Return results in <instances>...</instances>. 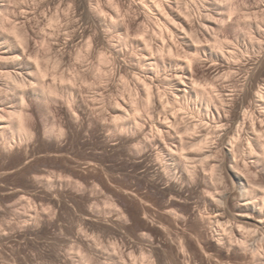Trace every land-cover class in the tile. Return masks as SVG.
<instances>
[{
	"label": "bare ground",
	"instance_id": "bare-ground-1",
	"mask_svg": "<svg viewBox=\"0 0 264 264\" xmlns=\"http://www.w3.org/2000/svg\"><path fill=\"white\" fill-rule=\"evenodd\" d=\"M2 1L0 0V13H2L3 10L5 11L4 8H6L4 7L5 3L3 4ZM58 1H48L46 4L49 7L47 9L48 13L45 12L46 15L43 13L44 16H41L43 12L41 9V15L39 14L40 22L37 27H34V25L32 26L28 20L26 22L25 18L22 19L19 17V19H22V22L19 20L18 23H9L10 20H8L9 25L6 23H4L5 25L3 24V26H7L6 29L8 30L6 31L5 27L1 25L4 30L2 29L3 31H0V42L1 44L4 43L3 46H5H0L1 52L6 50V52L2 53L0 56L1 62L6 60L5 62L7 63L12 60L13 64L11 68L19 64L20 67H23V70L26 71V74L23 75L24 73H19V71L13 73L7 71V73H9L7 79L9 80L10 78L11 81H9L11 83H9L10 85L8 87L6 85L7 88L5 93L7 96H5L8 97L6 99L9 100H7V102L11 106L8 107V109H5L6 106L5 108H0V139L9 135L5 144L10 146L15 138L29 142H33L34 140L35 143H38L56 138L57 136H62V125H59L60 129H56L55 125H57V123L53 127H49L46 120L48 113L50 111H52V113L54 112V110H52L54 108L52 104L59 98L64 100V105L68 104L69 106L67 110H58L54 108L56 112L58 111L61 114L67 115L71 123L78 121L79 118L83 121V116L86 115L88 111V105L81 91L82 89H74L73 83L76 74L70 77L74 78V80H72L59 69L62 64L66 67H70V65L73 66V56L79 55L80 57H78L81 59V56L84 55L83 59H81L82 62L83 60L86 61L85 59H89L91 56L94 58L96 54L103 53L102 56L99 54L101 58L96 57L101 60H99V62L103 63V65L100 63V65L103 66H100V69L103 68L101 70L102 75L97 77L99 82L106 83L110 78L116 80V78H121V76L123 77L124 74H127L130 76H128V78H131L134 82H132L134 86L136 85L137 87V90H133H135L136 93L139 91L138 95H140V97L138 96V100L135 98L136 101L131 99V93L134 92H132V90H127V92H131V101H129L128 110L124 108L125 111H121L123 110L122 107L124 103L119 104L120 102L116 103L117 106H114L112 108L113 110L111 109V111L117 115L116 121L112 122V124L114 125L118 121L115 125L116 127L118 126L124 131L130 128L136 131L137 134L133 137L134 141H139L140 146L146 150L143 155L146 161H152L148 171H155L157 180L165 185L161 186L158 183L160 185L159 187H161L159 190H162L165 196L170 197V200L168 205H160L159 208H157L158 211L172 215L177 219L185 217H181L182 214L179 215V213L173 209L172 204L176 205V203L181 204L186 202L189 199L188 194L193 192L192 189L195 185H192L196 183L199 185L202 183L201 181L205 174L202 167H197L200 162L203 168L205 167V171H208L205 173H209L208 169H210V171L212 169V175L209 174V179L214 182V185H222L229 179V182L232 180L231 182L234 186V189L232 188L233 190L229 189L227 185L229 183L227 182V184L224 183V186L221 188L218 186L219 189L216 191L217 195L215 194V196H212L211 194L213 193L211 192V194H206L201 189L203 183L200 186L201 193L203 191V199L202 197L201 199L204 200V204L201 206L197 203L201 206L199 207L196 205L198 207L197 211L201 215L203 209H205L204 211L207 212V215H205L209 216L218 224V230L216 229L217 233L214 234L216 235V244L232 245L235 243L239 248L248 249L252 239L264 242V67L262 64L264 61L258 62V59H254L242 61L238 64L239 62L237 60L241 55V53L239 55V52L241 50L243 51V49L240 50L238 46L239 43L235 44L234 41L231 43L228 39L225 41V37L220 36V38L216 35V31H221L227 23L228 26L226 25V31L229 30L232 33L241 28V26L246 25L251 33L255 35L250 34L251 37L255 38L251 39L258 42L257 44V42L255 43L252 41V44H250L252 46L256 44V48H258L257 45L259 46L260 44L259 48L261 47L264 49V10H262V13L255 10L256 12L254 13L253 9L254 16H257L256 22H253L254 20H247V17L251 19L252 15L250 14L251 16H247V14H245L246 4L242 3L244 4L243 7V5L240 6L241 4L236 5V2H234L236 4L228 3L229 0H117L116 4L112 3L114 1H110L113 7L116 5V9L106 4L109 0H93L94 3H98H96L98 9L102 7V9H100L101 11L89 4L88 0H85L82 4L79 2L72 12H70V10L69 13H65L67 9H64V13L62 12L63 15L68 14L67 16L64 15V17L66 16L65 18L68 25H71H69L70 27L67 26V29L69 30L70 28L72 31H69L73 32L71 33L70 40L64 42V37L57 32L59 30L58 27H61L60 24H58V20L61 21V19H59V16L57 17L54 15L55 13H53V11L56 12L59 10L60 7L58 4L60 2L62 6V4H66L69 0ZM99 3H101V6ZM102 4H104L105 8H103ZM192 6H195V8H192ZM246 7L249 6L246 5ZM55 8L58 9L55 10ZM9 9L10 8H8V10ZM135 9L138 11L140 10V13L135 17L134 15L131 17ZM201 9H203V11L207 10L206 13L202 14L203 12H201ZM246 11L248 12V10ZM36 13L35 11V15ZM100 14H103V16L106 15V17H101ZM1 16L2 21L5 17L3 13ZM7 16L8 15H6V18ZM123 16L126 17L123 21H126L125 23L121 22V19H124L122 18ZM50 17L53 18V20L55 18L57 21L56 23L54 20L57 28L55 27L56 30L51 29L53 30L52 33L49 32L50 36H47L44 33V31H46L44 30V25L50 20L53 21L52 19L48 20ZM6 18L4 20L5 22ZM62 20L61 22H64L65 19ZM152 20H154V22L157 21V23L156 26L151 29L152 31L154 30V34L150 31L153 34L150 36L151 33L148 34L149 31L147 33L146 28L147 24L151 26ZM4 21H2V23ZM146 22L149 23L146 24ZM91 23L99 24V26L105 24L108 28L120 31L121 34L127 32L128 37L117 41L121 38L120 35L119 38L116 39L117 43H114L115 41L113 42V40H110L111 38L108 39L101 30L95 40L96 43L94 42L95 46L92 43L93 41H89V37L92 36L91 31L93 30L89 28V24ZM126 23H129V26L124 25ZM57 24L59 26H57ZM143 24H146V28ZM42 26L43 34L47 36H45L43 40L44 45H48L49 49L47 52L41 51L39 48L40 44H38L40 42L39 39H41L40 35L42 33L40 34V32L42 31ZM150 26L149 30L153 25L152 27ZM128 29H131L130 33L127 31ZM242 31L245 33V30L242 29ZM213 32H215V34ZM246 33L245 35L248 36L249 33L247 31ZM219 34L218 32V36ZM157 36L161 38V42H163L162 45H160V42L158 44L153 43L155 40L154 37L157 38ZM8 37H13L14 41L16 40L15 43L17 42L20 46L17 48L11 47L14 41H10ZM42 37L44 36L42 35ZM158 40L160 41V39ZM122 46L136 47L142 51V57L140 56L142 59H138L147 67L146 72L144 70L146 73L145 76H143L144 72L142 73L140 67L134 66V64L129 66L127 63L121 61L122 50L120 51V47ZM236 46H238L239 49ZM2 48L5 49L2 50ZM99 48H101L103 52L101 49V52H99ZM126 48L129 50L128 47ZM138 49H136V51ZM42 52L44 54L43 56ZM52 52L53 54L54 52L57 53L58 56L55 54L52 55ZM82 52H86L87 54H83ZM109 53L111 55H108ZM50 55L53 56V61L54 59L55 61L58 60L56 66L59 67V71L56 70V73L61 72L59 77L58 74H55L54 67L56 68V66L53 65L56 63L55 61L52 64V78L47 77L49 76L48 70L50 71L49 67L51 66L49 62L51 61H47L50 64L49 66L47 65L48 67H44L47 62L46 64L42 62L43 59L45 62V58L51 59ZM54 56L57 57V59L54 58ZM234 59H237V64L233 61ZM75 60L76 59H74V61ZM76 62L79 63L78 61ZM82 63H80V65L83 68L84 63ZM112 65L115 67H111L113 69H110L109 67ZM9 66L6 65V68ZM63 68L61 67V69ZM255 69L258 70V73L253 74L250 80H248L249 89L246 93V97L250 99V102L247 98V101L241 98V90H239L241 87H237V83L235 84L233 80V88L236 89L233 95H231V93L228 96L225 92L226 90L219 85V79L222 80V78L226 79L228 77L233 79L238 71L246 72L245 74L248 76L249 73ZM7 70L9 69L7 68ZM23 70L22 72H25ZM0 72H2V70ZM81 72L88 75L86 71ZM2 73L1 75L4 77L5 74ZM78 74L80 73L78 72L77 75ZM53 76L55 79L58 77L57 79L61 83L57 79L54 82L57 81L59 85L61 84L60 86H55V83L53 85H49L50 83L47 84L48 80H46V78L52 79L53 82ZM246 76L245 80H247ZM84 77L86 78L85 75L83 78ZM4 79L5 78H3V80ZM78 80L79 76L77 78V81ZM86 81L87 79L85 82ZM124 82L125 81H123V83ZM71 84L74 87L72 89L74 92L73 94H71V89H69V85ZM128 84L125 83L127 86ZM197 85H199V87ZM128 87L132 88L133 86L129 85ZM99 92L102 93L103 91L101 90ZM98 96L101 97V94ZM104 96L105 94L102 95L100 99ZM132 100L138 105L136 106ZM130 102H132L134 106ZM14 105L17 106L14 107ZM7 106L9 105L7 104ZM196 111H198L197 113L200 112L203 114V117L202 114L201 117L198 116L202 119L196 120V116L194 117ZM160 113L164 114L163 117H158ZM100 119L101 116L99 115L91 116L93 122L99 123ZM108 125L109 124H107L106 127ZM109 127L107 129H110ZM151 127H154L156 133H150ZM251 130H253L252 135H245L247 131L251 132ZM212 134L221 136L220 142L215 141V143L213 140L214 138L210 137ZM245 136H247V138ZM217 138L218 137H216V139ZM220 148L224 150L221 149L220 154L222 153L221 151H223L224 155L221 156L222 158H218L220 156V154H218L217 160L213 162L212 159L214 158L215 160L216 151H219ZM175 170L179 174V176H177L178 174L176 175L177 178L179 177L178 181L174 179ZM143 175H145V171ZM205 177L207 176L205 175ZM223 180L224 182L221 183ZM156 181L155 183L151 182V185L157 186L158 181ZM203 182H206V179ZM205 184L206 183H204V186ZM210 184L212 185V183ZM151 185L148 187H151ZM217 186H215V188H217ZM205 190H207V187ZM209 190L206 192H209ZM212 190L213 189L210 191ZM195 193H197V190ZM201 193L199 192V195ZM199 195L196 197L197 199ZM170 204L172 207L169 206ZM190 212L195 213V211L192 212L189 210L188 213ZM232 215L233 218L231 219ZM202 216L204 217V215ZM255 241L256 240H254V242ZM262 246H264V244ZM146 262L148 263L147 259Z\"/></svg>",
	"mask_w": 264,
	"mask_h": 264
},
{
	"label": "rangeland",
	"instance_id": "rangeland-1",
	"mask_svg": "<svg viewBox=\"0 0 264 264\" xmlns=\"http://www.w3.org/2000/svg\"><path fill=\"white\" fill-rule=\"evenodd\" d=\"M48 1L51 2L52 0L2 1L3 4L5 3L4 7L7 8H4L6 13L4 10L2 11L3 16L6 18V15H8L9 17L7 16L6 22L4 21V18L2 20L4 22L2 23V13H0V31L4 30V23L9 25L8 20H10L9 23H18L19 20L22 22V19L24 18L26 22L28 20L32 26L34 25V27H37L40 22L39 14L41 13V9L43 11L41 13L42 15L40 14L41 16H44L43 13L45 12L48 13L47 9L49 7L46 5ZM55 1L57 2L58 0ZM84 1L85 0H69L68 2L70 4L67 2L64 5L62 4V6L60 5V2L59 4L57 3L60 7L59 10H57L58 8H55L57 11H53V13H55L54 15L57 17L59 16L61 21H63L62 19H65L64 22L58 20V24H60L61 27H58L59 30L57 31L62 37H64V42L70 40L71 33H73L69 31H72V29H67V26L70 24L68 25L65 18L68 14H64L66 15L65 17L63 15L64 9H67L65 10V13H69L70 10V12H72L79 2L82 4ZM90 1L91 0H88V3L98 9L96 5L97 2L94 3L93 0ZM110 1H114L112 3L115 4L117 3V0H109V3L107 2L106 4L112 7L113 4L110 3ZM249 1L229 0L228 3L236 2L237 4H234H241L240 6L243 5V7L244 4L248 5L249 7H246L245 5L246 13H244L247 14V16L252 15V18L249 17L251 19H248L247 17V20H254L253 22H256L255 20H257V16L255 17L254 13L256 11H259V13L263 12L264 0ZM99 5L101 6V3H99ZM102 6L105 8L104 4H102ZM114 7L115 9L117 8L116 5ZM8 8L10 9L8 10ZM192 8H195V6H192ZM100 9H102V7L98 10L101 11ZM135 10V13L133 12V14L131 13L132 15L130 14L131 17L133 15L135 17L140 13V10ZM246 10H248V12ZM35 11L37 12L36 15ZM206 11L207 10L203 11V9H201V12H203L202 14L206 13ZM103 14H100L101 17H106L107 14L105 13L106 15L104 16ZM18 17L22 19H19ZM122 18L124 19H121V22L126 19L124 16ZM50 19L53 20L51 17L48 18V20ZM154 20L151 21L152 23L150 22L151 26L147 24L149 22H146L148 30L145 27L146 24H143L147 33L149 31L148 34H150V31H152L151 29L156 26L158 20L155 22ZM53 21L50 20V23L48 22L44 25V30H46L44 33L47 36H50L49 32L52 33L53 30L51 29L56 30L57 28L55 25L56 20ZM58 24L57 26H59ZM1 25L3 27H1ZM124 25L129 26V23ZM226 25L228 26V23ZM226 25L224 26L225 28L223 27L221 30L224 32H221L220 30L216 31V35L217 37H225V39L223 38L225 41L228 39L231 43L232 41H234L235 44L239 43L238 46L240 47V50L243 49V51L238 50L239 48L236 46L238 48L236 49L240 51L239 55L241 53L238 60H233L236 64L238 62V64H240L242 61L254 59H258V62L264 61V49L261 47L259 48L260 44L259 46L257 45L258 48L255 47L256 44H253V46L251 45V42L255 38L250 36V34H254L251 33L246 25L243 24L246 28L241 26L237 31L235 30L234 33L236 32L237 34H234L229 30V32L226 31ZM103 26H99V24L97 25L96 23L89 24L90 30L93 29L89 41H93V45H95L94 42L96 43L95 40L101 30L105 33L108 39L111 38L110 40H113V42L115 41L114 43H117L116 39L119 38L120 35L121 38L117 41L128 37L127 32L121 34L120 31L116 29H114V31L113 28H108L105 24ZM149 26L152 27L150 30ZM6 27L5 31L8 30ZM41 28L42 31L40 30V34H42L40 35V38L42 40L39 39L40 42L38 41V44H40L39 48L41 51L43 50V52H47L49 49L48 45L45 46L43 41L46 35L43 34V26ZM242 29L245 30V33ZM130 30L131 29L127 30L129 31L128 33L131 32ZM153 31L152 33L154 34ZM246 31L249 33L248 36L245 35L247 34ZM218 32L220 33L219 36ZM152 33L150 36L153 35ZM213 33L215 34V32ZM42 35L44 37H42ZM8 38L10 41H14L13 37ZM157 38L160 39V41ZM157 38L154 37L155 40H158H154L157 43L154 41L153 43L158 44L160 42V45H162L163 42H161V38L158 36ZM15 41L11 44V47L13 48L20 46L17 42L15 43ZM3 44L0 42V46L2 45L1 47H5ZM1 47L0 56L2 53L6 52V50H4L5 48H2L4 52H1ZM126 47H128L129 50H127ZM100 49L101 48H99V52L102 51V49L101 51ZM136 49L138 48L129 46L120 47V51L122 50L121 61L127 63L129 66L134 64V66L140 67L142 73L144 70L146 72L147 67L143 65L140 60L142 59L140 58L142 51L139 49L136 51ZM43 52L42 56L44 55ZM82 53L87 54L86 52ZM242 53L245 54L243 55ZM51 54L58 56L55 52L54 54L53 52ZM99 54H96L94 58L91 56L90 58L88 57L89 59H85L86 61L83 60L84 62H82L84 64L81 62L84 55L81 56V59L79 58V55V57L77 55L73 56V58L76 59L75 61L73 59V66L70 65V67H66L62 64L59 69L69 78L72 75L75 76V74L77 78L79 76L80 81H77L76 77H74L75 80L74 78H70L74 80L73 86L75 88L71 84L69 85V89H71V94L74 93L72 90L73 88L82 89L81 91L83 92V96L88 105V111L86 115H84L86 118L83 116V121L79 118L78 121L71 123L67 115L61 114L58 111L56 112L54 108H57L58 110H67L69 106L67 103V105H64V100L59 98L52 104V107H54L52 110H54V112L52 113V111H50L51 113H48L46 120L49 127H53L57 123V125H55L56 129H60V126L62 125V136H57L56 138L38 143H35L34 140L33 142L31 141V143L29 141H21L18 138H15L10 146L5 144L9 135L0 139V264H264V246H262L264 242L261 240L252 239L253 241H250L248 249L239 248L235 243L232 245L216 244V235L214 234L217 233L218 224H216L209 216H206L207 212L204 211L205 209H203V213H205L200 215L197 211L198 207L196 205L199 204L203 206V191L206 194L211 192L214 195L210 194L215 196V194L217 195L216 191L224 186V183H229L226 184L230 190L232 188L234 189V186L231 182L232 180L229 182L228 179L227 181L225 180L226 182H224V180L221 181V183H224L218 185V188V186L214 185V182L209 179V174L212 175V169L211 171L208 169L209 173H205L208 171H205V167L203 168L202 163L199 162L197 167H202L204 174L207 176L205 177L204 175L202 178L203 180L201 182L203 183V186H201L202 183L199 185L196 183L199 187L196 184H193L192 186L195 185L198 188L195 186L193 187V192L188 194L189 199L186 202L181 204L176 203V205L172 204L173 209L177 211L179 215L182 214L181 217H185L177 219L172 215L158 211L157 208H159L160 205L166 206L170 200V197L165 196L162 190H159V188H161L159 187L160 185H165L157 180L154 170V172H151L152 170L150 172L148 171L152 161H146L143 156L146 150L140 146L139 141H134L133 137L137 134L136 131L133 128H130L125 130V132L118 126L117 128L115 125L118 121L114 125L112 124V122L116 121L117 115H115L111 109L114 106H117L116 103L120 102L119 104L124 103L122 107L123 110L121 111H125L124 108L128 110L129 108L127 107H129L128 104L129 101H131L130 91L132 90V92H134L131 93V99L134 100H136L135 98L138 100L140 97V95H138L139 91H137V93L135 92L137 87L136 85L134 86V82L131 78H128L129 75L127 74H124L121 78H116V80L110 78V80H107L108 82L100 83L97 77L102 75L101 70L103 68L100 69V66H102L103 63L99 62L100 59L98 58H101L103 53L100 54L101 56ZM52 55H50L51 59L45 58V62L44 59L42 62L43 64H46L47 61H51L49 62L51 64L49 67L50 71L48 70L49 76H47L50 78H52V64L55 61V59L54 61L52 60ZM108 55L111 54L109 53ZM54 58L57 59L55 56ZM5 61L6 60H3L2 63L0 59V71L2 70L5 75L7 71H9V73L19 71V73H24L23 75L26 74V71L23 70V67L21 68L19 64L17 65L18 67L14 65L16 67L11 68L13 64L12 60H7V63ZM55 62L56 63L53 65L56 66L58 60ZM49 63L47 62L44 67L47 65L49 66ZM80 63L83 64V68ZM100 63H102V65H100ZM4 64L8 66L10 64V66L7 67L9 70H7L6 65ZM262 64L264 67V62ZM61 67H64L65 69H61ZM111 67L115 66L112 65L109 67L110 69H113ZM58 68L59 67L56 66V68L54 67V70L55 74H58L59 77L61 72L56 73ZM22 70L25 72H22ZM81 71L88 72V75ZM2 72H0V79L2 78V83L0 82V108H5L6 106L5 109H8L11 105L7 102L8 99L6 98L8 97H6L5 90L10 85L9 83H11V79L9 78L10 81L7 79L9 73H7V77L5 75L3 77V75H1ZM78 72L80 74L77 75ZM145 72L143 73V76L146 75ZM245 73L246 72L238 71L233 79H230L229 77V79L222 78V80L219 79L220 83H218L224 88V90H226L225 92L229 96V94L232 93L231 95H233L236 91V89L233 88V80L235 84L237 83V87H241V89H239L241 90V98H244L243 100L247 101V99H249L246 97L247 90L249 89L248 80H250L253 74H257L258 70H252L248 76H246ZM84 75L86 78H83ZM245 76L247 77V80H245ZM3 78L5 79L3 80ZM53 78V82L52 79L46 78V80H48L47 84L50 83L49 85H53L55 83V86H60L61 84L59 85L57 81L54 82L57 78L55 79L54 76ZM86 79L87 81L85 82ZM123 81L125 82L123 83ZM125 83H129L128 86L131 85L133 87L130 88L125 85ZM100 89L103 91L102 93L99 92L101 91ZM127 90H130L128 91L129 94ZM99 93L101 94V97L104 94L105 96L100 99L101 97L98 96L100 95ZM248 101L250 102V99ZM4 103H7L9 106ZM130 103L132 104V102ZM16 106L14 105V107ZM197 112L198 111H196V115H194V117L196 116V120L202 119L200 118L202 113ZM93 115L101 116L99 123L91 120V116ZM163 115V113H160L158 117H163ZM104 122H108L107 124L109 125L106 127L107 124ZM101 124H105L103 126L106 128ZM108 127L110 129H107ZM153 130L154 127H151L150 133H156L155 130ZM248 131L245 135H252L253 130H251V132ZM247 136L245 137L247 138ZM210 137L214 138V142H220L221 136L218 134H212ZM216 137L218 138L216 139ZM221 149L222 148H220L219 151H216V157L214 156L215 160L214 158L212 159L213 162L217 160V155L220 154ZM223 151H221L222 153L218 158H222L221 156L224 155ZM144 171L145 175H143ZM177 174V171L174 172V179L178 181L179 177L177 178V176H179V174ZM205 179L206 182H203ZM154 180H157V184L159 183L160 185H151V182L155 183ZM204 183H206L205 186ZM210 183H212V185ZM150 185L152 188L148 187ZM200 186L203 190L202 193ZM215 186H217V188H215ZM204 187H207V190H213L206 192L207 190H205ZM196 190L197 193H195ZM199 192L201 193L200 195ZM197 194L199 195L198 199L196 198L198 197ZM172 205L170 204L169 206L172 207ZM189 210L192 212L195 211V213L193 212L195 215L191 212L188 213ZM202 215H204V217ZM232 218L233 215L231 216V219ZM254 240L256 241L254 242ZM146 259L148 263L146 262Z\"/></svg>",
	"mask_w": 264,
	"mask_h": 264
},
{
	"label": "snow or ice",
	"instance_id": "snow-or-ice-1",
	"mask_svg": "<svg viewBox=\"0 0 264 264\" xmlns=\"http://www.w3.org/2000/svg\"><path fill=\"white\" fill-rule=\"evenodd\" d=\"M199 87V85H197Z\"/></svg>",
	"mask_w": 264,
	"mask_h": 264
}]
</instances>
